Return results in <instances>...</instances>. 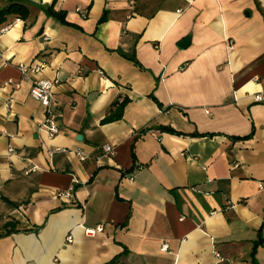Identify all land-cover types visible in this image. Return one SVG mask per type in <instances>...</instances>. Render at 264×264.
Here are the masks:
<instances>
[{
  "label": "crops",
  "instance_id": "1",
  "mask_svg": "<svg viewBox=\"0 0 264 264\" xmlns=\"http://www.w3.org/2000/svg\"><path fill=\"white\" fill-rule=\"evenodd\" d=\"M258 94L264 0H0V264H264Z\"/></svg>",
  "mask_w": 264,
  "mask_h": 264
},
{
  "label": "built area",
  "instance_id": "2",
  "mask_svg": "<svg viewBox=\"0 0 264 264\" xmlns=\"http://www.w3.org/2000/svg\"><path fill=\"white\" fill-rule=\"evenodd\" d=\"M6 29V28H5ZM3 29V30H5ZM45 40L47 38H44ZM44 65L40 66H27L25 64H19L18 69L24 78H28L29 74H37ZM59 84V80L57 79H35L32 81L31 89H30V97L35 101L39 102L43 108L45 109V119L42 123V128L47 132V134L52 137L55 136L59 132V128L55 121V113L52 108L53 104V90ZM263 94H258L254 96V100L257 102L263 101ZM105 154L107 156L113 155V148L109 145H105L103 147ZM9 153H13V148H9ZM79 157L83 160L85 155L83 153L78 154ZM55 197L57 199H66L70 200L72 198V188H68L66 190H57L55 193ZM93 232V230L88 231ZM70 240V237L68 238ZM166 249V246L163 248Z\"/></svg>",
  "mask_w": 264,
  "mask_h": 264
},
{
  "label": "trees",
  "instance_id": "3",
  "mask_svg": "<svg viewBox=\"0 0 264 264\" xmlns=\"http://www.w3.org/2000/svg\"><path fill=\"white\" fill-rule=\"evenodd\" d=\"M9 12H10V10H6L5 12H2L1 15L4 14V13H9ZM21 16H23V18H26V15H21ZM55 16L58 19H60V21L63 23V25H65V26L67 25V23H66V21L64 19L63 13H55ZM165 130L174 132V130H172L171 128H165ZM176 133H178V132H176Z\"/></svg>",
  "mask_w": 264,
  "mask_h": 264
},
{
  "label": "water",
  "instance_id": "4",
  "mask_svg": "<svg viewBox=\"0 0 264 264\" xmlns=\"http://www.w3.org/2000/svg\"><path fill=\"white\" fill-rule=\"evenodd\" d=\"M188 44H189V38H185V39L181 42L180 46L185 47V46H187ZM79 139H80V138H79Z\"/></svg>",
  "mask_w": 264,
  "mask_h": 264
}]
</instances>
